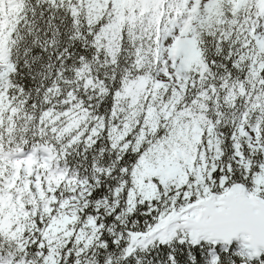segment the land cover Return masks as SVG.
<instances>
[{"label": "snow or ice", "instance_id": "6c2138e0", "mask_svg": "<svg viewBox=\"0 0 264 264\" xmlns=\"http://www.w3.org/2000/svg\"><path fill=\"white\" fill-rule=\"evenodd\" d=\"M0 264H264V0H0Z\"/></svg>", "mask_w": 264, "mask_h": 264}]
</instances>
